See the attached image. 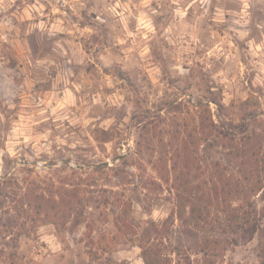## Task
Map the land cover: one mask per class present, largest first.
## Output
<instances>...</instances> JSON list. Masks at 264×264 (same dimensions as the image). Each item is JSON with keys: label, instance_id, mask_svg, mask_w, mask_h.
<instances>
[{"label": "rangeland", "instance_id": "1", "mask_svg": "<svg viewBox=\"0 0 264 264\" xmlns=\"http://www.w3.org/2000/svg\"><path fill=\"white\" fill-rule=\"evenodd\" d=\"M263 246L264 0H0V264Z\"/></svg>", "mask_w": 264, "mask_h": 264}, {"label": "trees", "instance_id": "2", "mask_svg": "<svg viewBox=\"0 0 264 264\" xmlns=\"http://www.w3.org/2000/svg\"><path fill=\"white\" fill-rule=\"evenodd\" d=\"M251 218H247V221H245V231L244 233L247 234L249 237L248 239H252L253 235L257 232L258 228L257 225L254 223V221L250 220ZM263 252H264V246H263ZM142 258L144 259L145 264H159L158 257L152 251V249H146L145 247L142 248ZM264 263V262H263Z\"/></svg>", "mask_w": 264, "mask_h": 264}]
</instances>
